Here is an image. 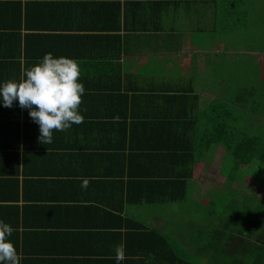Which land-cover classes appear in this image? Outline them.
<instances>
[{
    "label": "crops",
    "instance_id": "1",
    "mask_svg": "<svg viewBox=\"0 0 264 264\" xmlns=\"http://www.w3.org/2000/svg\"><path fill=\"white\" fill-rule=\"evenodd\" d=\"M206 14L205 0H0V84L18 81L52 53L79 64L85 89L83 122L54 132L50 144L38 141L28 109L17 101L10 108L0 104V221L13 228L9 239L20 264H117L118 245L124 249L119 264H162L147 252L152 245L161 254L162 238L173 242L174 231L163 226L174 220L165 217L196 201L204 206L206 177L213 173L197 167L217 151L219 164L223 156L212 144L197 164L179 165L169 149L178 146H169L173 131L212 101L188 89L203 76L194 66L196 51L218 40L196 37L202 33L197 19L204 24ZM191 52L188 68L183 61ZM207 59L212 77L219 64ZM152 187L159 204L143 201L142 193L153 196ZM164 189L177 196L184 190L183 199L166 205ZM132 192L143 202L133 204ZM142 211L158 214L146 224L137 219ZM132 224L154 243L133 248Z\"/></svg>",
    "mask_w": 264,
    "mask_h": 264
},
{
    "label": "trees",
    "instance_id": "2",
    "mask_svg": "<svg viewBox=\"0 0 264 264\" xmlns=\"http://www.w3.org/2000/svg\"><path fill=\"white\" fill-rule=\"evenodd\" d=\"M205 1L206 17L208 18V25H211L209 27L210 32H202L203 35L200 34V36L199 33L198 35L196 33L198 39H212V30L215 27H217L215 38L226 37L228 39L236 33L247 35L242 26L244 25L243 18L248 16L252 10L245 11V2L256 0ZM208 8L210 9L209 12ZM257 31L261 33L259 28ZM260 38L261 36L254 37V34H249V40L257 46H260ZM223 42L225 41L223 40ZM244 48L251 53L264 54V50H261L260 47L253 49L246 45ZM224 66L226 65L220 64V69L224 70ZM246 69L249 72L252 71L250 68ZM255 80V89L252 87L249 89L248 85L243 84L233 87L232 83H228L233 82L232 76L229 75L227 79L222 81L224 83L220 84L221 86L217 85V87L220 86L217 91L221 98L212 99L210 103L206 104V109L204 107L203 112H197L193 118L191 113L186 114L188 115L187 118L173 131L169 144L172 146L175 141L178 142L177 147L169 148L174 164L179 163L180 165L181 162L185 165L186 163L189 165L197 164L203 158L208 147L213 144L223 151L220 166L226 171L224 177L227 182L242 183L245 178H248L247 173L255 167L256 174L260 176L258 181L264 186V64L261 68L260 77ZM188 86L190 87L188 89L191 90L192 87ZM231 90L233 92L230 96L229 91L231 92ZM249 94L251 98H248ZM173 96H177V94ZM0 104L3 106V102ZM209 108L211 109L210 113H208ZM115 116H121L120 106L117 107ZM255 120L256 123H254ZM209 121L214 123L215 128L210 127ZM29 124L35 130L39 129L33 120ZM94 125L117 126L118 124L115 122H95ZM159 126L158 129L165 127L161 124ZM158 129L156 130L157 133L159 132ZM104 130L106 129L97 131ZM108 131L112 133L110 130ZM150 175L151 172H148L147 178ZM153 177V181H156L155 173ZM140 186L139 188H141ZM153 190L155 187L151 188L153 196L147 197L146 192L142 193L145 203H160V201L158 202L159 198H156V202H154L157 194ZM162 193L167 205L170 201L176 200L177 197L181 202L180 199H183L184 190H180L178 196L176 191L172 189H164ZM140 195L134 196L132 192L131 201L133 204L143 202L139 200ZM128 199H130L129 196ZM198 203L200 202H194V207L189 209L184 205L181 206L182 214H194L193 217L196 220V222L191 223L196 231L194 237L187 238L185 246H182L175 237H173V242L168 244L160 236L163 252L158 254L150 245L152 242L154 243V236L150 235L153 240L148 242L149 236L137 230L138 225L135 224L130 225L129 242L131 246L142 248L145 245H150L147 257H151L153 252L158 255L162 264H264V205L256 213L238 209L236 198L226 196L220 199L219 195H213L204 206H200ZM160 211L163 210L160 209ZM175 213L179 212L175 211ZM159 215L163 214L159 213ZM109 216L111 221L119 222L118 217L112 214ZM169 216L170 214L165 218ZM173 222L178 221L175 219ZM185 224H190L188 219H186ZM133 255H137V253L133 252Z\"/></svg>",
    "mask_w": 264,
    "mask_h": 264
},
{
    "label": "rangeland",
    "instance_id": "3",
    "mask_svg": "<svg viewBox=\"0 0 264 264\" xmlns=\"http://www.w3.org/2000/svg\"><path fill=\"white\" fill-rule=\"evenodd\" d=\"M249 10L252 11L248 13V16L243 18L244 25H242L247 35L243 33H236L228 39L226 37H222L225 42H223L221 38H217L218 40L216 41H208V48L206 50L196 51L197 56H195L196 61L194 62V66L202 69L203 76L196 79V82L194 84L195 88L193 86L192 89H196L199 100L200 93H202L206 98L207 95H209V98L211 100L214 98H221L219 93H216L221 85L217 88L215 87L219 84H223L224 82L222 81L229 77V75L232 76L233 82L228 83H232L233 87L243 84L248 85L249 89L251 87L254 88L255 79L257 77H260L261 68L264 64V54L251 53L244 47L247 45L248 47H252L253 49H257L260 47L261 50H264V0L245 2V11ZM157 19L164 18L159 16ZM197 21L198 23H200L199 27L202 28V32H210L209 27H207L211 26L208 25V20L204 21V24H202L198 19ZM257 28L260 29L261 33L257 31ZM212 31L213 37L215 38L217 35V27H215ZM198 33L199 36L200 34L203 35V33L201 32H197V35ZM249 34H254V37L257 35L261 36V43H259L260 46L255 45L252 41L249 40ZM188 42L190 44L192 43L190 39L188 40ZM200 52L203 53L201 55H198V53ZM192 54L193 53L191 52L187 57V60L184 59L183 61L185 66L186 63H188V68L192 66L190 64V57ZM208 57H212L213 59L217 58L216 60L219 64L218 67H214V71L212 70V77L209 76L211 68L207 63L209 62V60L207 59ZM175 63H177V60L175 61ZM220 64L226 65L224 66V70L220 69ZM246 68H250L252 71L249 72ZM242 73L251 75H243ZM203 90L205 91L202 92ZM232 92L233 90H231V92L229 91L230 96L232 95ZM248 98H251L250 94L248 95ZM256 122L257 121L255 120L254 123ZM208 124L210 125V127H214V123H212L211 121H209ZM209 167L211 168L209 170H211L213 174L208 173ZM204 168L205 171L202 172ZM197 169L198 172L209 174L206 177L209 183L208 190L203 196L202 200H209L213 195H219L220 199L226 196H230L237 199L238 209L241 208L243 210H249L256 213L259 211L258 209L264 205V187L261 186L260 181H257L260 179V176L259 174H256L257 171H255V167L252 168L249 173H247L246 176L248 178H245L242 181L243 183L227 182L224 177L226 172L219 164V153L217 151L214 155H212V159L202 162L200 165H198ZM197 177L200 178L199 176ZM156 214H158V211L149 215H147L145 211H142L140 212L137 219L148 224V221L151 219V217H154ZM193 216L194 214L188 213L187 215H184L182 214L181 210H179V213L173 212L172 214H170L169 219H176L178 222L165 224L163 227H166L165 230L169 228L170 230L174 231V237L179 240L182 246H185L186 239L194 237L193 235L196 232L193 225L191 224L196 222ZM186 219H188V221L190 222L189 225L185 224Z\"/></svg>",
    "mask_w": 264,
    "mask_h": 264
},
{
    "label": "clouds",
    "instance_id": "4",
    "mask_svg": "<svg viewBox=\"0 0 264 264\" xmlns=\"http://www.w3.org/2000/svg\"><path fill=\"white\" fill-rule=\"evenodd\" d=\"M85 92L80 83L79 64L64 56L54 57L46 53L36 64L26 68L22 77L0 84V98L4 107L17 101L28 109L29 117L39 127L38 141L50 144L54 132H63L73 124L83 122L79 108ZM89 180L82 179L81 188L88 187ZM13 228L0 221V264H20V255L10 241ZM117 264L124 259L123 245L115 249Z\"/></svg>",
    "mask_w": 264,
    "mask_h": 264
}]
</instances>
